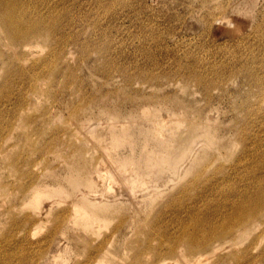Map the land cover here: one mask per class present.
<instances>
[{
	"label": "rangeland",
	"instance_id": "1",
	"mask_svg": "<svg viewBox=\"0 0 264 264\" xmlns=\"http://www.w3.org/2000/svg\"><path fill=\"white\" fill-rule=\"evenodd\" d=\"M20 3L46 24L0 22V264H264V216L169 255L264 187V0Z\"/></svg>",
	"mask_w": 264,
	"mask_h": 264
},
{
	"label": "bare ground",
	"instance_id": "2",
	"mask_svg": "<svg viewBox=\"0 0 264 264\" xmlns=\"http://www.w3.org/2000/svg\"><path fill=\"white\" fill-rule=\"evenodd\" d=\"M33 18L34 17H28L27 13L23 11L20 0H0L1 27L12 43L18 44L24 41L26 42L31 36L40 35L42 33V29L46 24V19L42 17L44 19L33 20ZM10 71L11 70L8 72ZM249 199L251 202L249 206L239 204L235 207V211L229 221L230 223L228 222L229 224H227L225 228L222 230H213L207 237H204V235L198 232L183 228L182 236L175 239L176 243L169 250V255L173 256L176 254L178 243L183 241L181 238H186L183 246L185 248L183 253L184 257H181L184 261H187L200 254V250L205 251L207 250L206 248L212 245V235L218 240L228 237L227 235H230L232 229H227L234 226L236 223L245 222L247 225L255 224L256 227L259 226L260 224L257 225L256 221L264 216V187L253 194V196L250 194ZM187 255L189 259H187Z\"/></svg>",
	"mask_w": 264,
	"mask_h": 264
}]
</instances>
